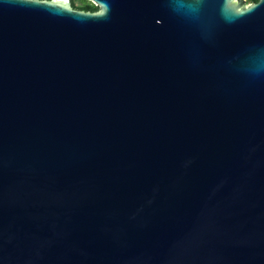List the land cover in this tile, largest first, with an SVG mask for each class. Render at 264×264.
I'll return each instance as SVG.
<instances>
[{
	"label": "water",
	"instance_id": "obj_1",
	"mask_svg": "<svg viewBox=\"0 0 264 264\" xmlns=\"http://www.w3.org/2000/svg\"><path fill=\"white\" fill-rule=\"evenodd\" d=\"M0 0V264H264V2Z\"/></svg>",
	"mask_w": 264,
	"mask_h": 264
},
{
	"label": "trees",
	"instance_id": "obj_2",
	"mask_svg": "<svg viewBox=\"0 0 264 264\" xmlns=\"http://www.w3.org/2000/svg\"><path fill=\"white\" fill-rule=\"evenodd\" d=\"M247 1L254 2L256 0H247ZM70 2H71V6L76 9H80L84 11L97 10V6L94 5L92 2H90L89 0H70Z\"/></svg>",
	"mask_w": 264,
	"mask_h": 264
},
{
	"label": "snow or ice",
	"instance_id": "obj_3",
	"mask_svg": "<svg viewBox=\"0 0 264 264\" xmlns=\"http://www.w3.org/2000/svg\"><path fill=\"white\" fill-rule=\"evenodd\" d=\"M262 2H264V0H262Z\"/></svg>",
	"mask_w": 264,
	"mask_h": 264
},
{
	"label": "flooded vegetation",
	"instance_id": "obj_4",
	"mask_svg": "<svg viewBox=\"0 0 264 264\" xmlns=\"http://www.w3.org/2000/svg\"><path fill=\"white\" fill-rule=\"evenodd\" d=\"M247 1V0H246ZM247 2H249V1H247Z\"/></svg>",
	"mask_w": 264,
	"mask_h": 264
},
{
	"label": "rangeland",
	"instance_id": "obj_5",
	"mask_svg": "<svg viewBox=\"0 0 264 264\" xmlns=\"http://www.w3.org/2000/svg\"><path fill=\"white\" fill-rule=\"evenodd\" d=\"M246 1V0H245ZM247 2V1H246Z\"/></svg>",
	"mask_w": 264,
	"mask_h": 264
}]
</instances>
